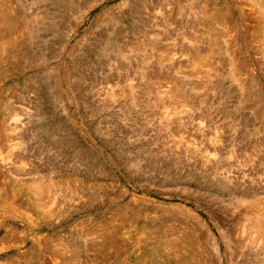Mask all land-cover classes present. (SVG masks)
Instances as JSON below:
<instances>
[{
	"label": "rangeland",
	"instance_id": "374dc122",
	"mask_svg": "<svg viewBox=\"0 0 264 264\" xmlns=\"http://www.w3.org/2000/svg\"><path fill=\"white\" fill-rule=\"evenodd\" d=\"M263 223L264 0H0V264H264Z\"/></svg>",
	"mask_w": 264,
	"mask_h": 264
},
{
	"label": "bare ground",
	"instance_id": "6f19581e",
	"mask_svg": "<svg viewBox=\"0 0 264 264\" xmlns=\"http://www.w3.org/2000/svg\"><path fill=\"white\" fill-rule=\"evenodd\" d=\"M125 81V80H124ZM264 224V223H263ZM262 224V226L264 227V225ZM264 230V229H263Z\"/></svg>",
	"mask_w": 264,
	"mask_h": 264
}]
</instances>
